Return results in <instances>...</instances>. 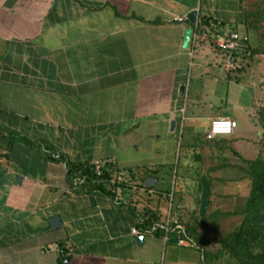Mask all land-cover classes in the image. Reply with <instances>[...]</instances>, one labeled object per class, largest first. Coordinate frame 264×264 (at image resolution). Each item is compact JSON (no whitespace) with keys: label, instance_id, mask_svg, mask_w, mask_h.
<instances>
[{"label":"crops","instance_id":"1","mask_svg":"<svg viewBox=\"0 0 264 264\" xmlns=\"http://www.w3.org/2000/svg\"><path fill=\"white\" fill-rule=\"evenodd\" d=\"M245 2L0 0V264H198L179 199L187 180L163 216L161 201L171 198L163 170L181 158L188 177L204 147L222 148L205 134L211 120L226 118L225 107L202 112L223 101L210 86L239 81L232 66L240 59L214 42L230 33L246 40ZM205 119L200 142L193 133ZM87 162L96 176L106 169L112 196L89 193L79 177L68 183L67 163ZM55 216L61 226L52 229Z\"/></svg>","mask_w":264,"mask_h":264},{"label":"rangeland","instance_id":"2","mask_svg":"<svg viewBox=\"0 0 264 264\" xmlns=\"http://www.w3.org/2000/svg\"><path fill=\"white\" fill-rule=\"evenodd\" d=\"M246 1H249V3L245 2L248 14H259L264 10V0ZM250 19L254 18L250 17ZM256 25V36H258L259 40L258 47L261 51H264V19L257 20ZM240 34L243 38V35L246 34L245 29H240ZM232 67L235 70L232 72L238 75L239 81L227 82V77H223L220 74V77L223 78L219 80H224L226 83L222 84L221 82L217 86H210L208 89L210 97L216 98L211 94L214 88H217L219 90V97L223 101L214 102L215 105L213 106L207 103L202 114L204 115L207 112L211 114L212 111L216 112L218 109L216 106L225 107L224 109L226 110L223 115L228 119L237 121L238 126L235 134L221 137L227 139L220 151L218 150L219 152L217 149L211 151V148L207 149L204 147L200 151L201 158H193L192 162H189L191 167H186V173H190L188 177H181V158L178 165L176 164L171 166L170 169L163 170L164 173L167 172L169 177V187L167 186V190H169V195H171V198H164L161 201L163 216L170 210L174 211L175 200L172 194L176 198L180 190V184L184 182L183 180H187L185 182L186 188L183 189L179 199L182 203V213L192 219L188 227V235L192 239L193 249L198 250V264H234V261L227 255L221 256L219 254L218 246L223 238L238 229L242 223V210L245 207V199L250 190V180L244 173L249 168L246 162L248 160L249 162L254 161L258 157L264 159V52L255 55L250 61H243ZM214 81V78H211L207 82L212 83ZM261 112L263 115L260 116ZM208 122V119L203 120L202 124H200L203 126H198L196 133H193L200 142H203V135L206 130L204 126ZM187 125L188 123L185 122L183 127L184 133L181 134L180 140H178L179 145L182 144L181 154L184 152L182 149L186 136L190 135L191 128L188 130ZM196 127L193 126L192 128L195 129ZM195 152L196 149L194 154ZM50 153L53 154L51 151ZM200 173L207 174L210 182L209 209L203 218L199 217L196 205L193 209L189 207L192 202L191 197L193 193L194 196L196 195L194 197L196 202H194L197 203L199 199L200 187L198 184L200 183ZM194 174H196L197 178L195 180L196 189L194 188L193 190L190 184L192 183ZM172 199L174 200L173 203ZM214 213L218 214L211 217ZM200 234H203L204 239L202 243L204 245L197 243L196 239H198ZM198 248H201V250L199 251ZM211 250L212 252H210ZM208 252L216 257L208 259L210 258L207 256L209 255ZM200 256H203L201 261L199 260Z\"/></svg>","mask_w":264,"mask_h":264},{"label":"trees","instance_id":"3","mask_svg":"<svg viewBox=\"0 0 264 264\" xmlns=\"http://www.w3.org/2000/svg\"><path fill=\"white\" fill-rule=\"evenodd\" d=\"M263 13L264 10L259 14H248L247 12L244 14L243 25L246 31V41L243 42L241 40L239 42V46L233 52L231 58H239L240 63H242L243 61H250L255 55L264 52L258 47L259 40L258 36H256V23L257 20L264 19V17L262 18ZM250 17L254 19H250ZM199 25L200 27L205 26L204 23ZM261 115H263L262 112L260 113ZM17 139H21L28 144L30 143L27 138L20 135ZM214 140V144L216 145L225 144L224 140ZM208 142L211 143L213 141ZM47 160L52 162L59 161L51 155H47ZM246 163L249 165V168L244 173L250 180V190L245 199V207L242 210V223L238 229L221 240L218 246V252L221 256L227 255L234 261V264H264V159L258 157L256 160L250 162L248 160ZM203 175L208 177L207 174ZM75 177L84 180L82 187H87L89 193L100 191L101 193L112 196L111 192L107 191L102 183V181H109L110 178L104 167L101 169V176H96L92 163H67L66 180L72 185ZM77 187L79 191L82 190L80 185H77ZM217 214L214 213L211 217ZM186 232L188 235V229ZM210 252H208L210 256L207 255L210 257L208 259L215 258L216 256Z\"/></svg>","mask_w":264,"mask_h":264},{"label":"built area","instance_id":"4","mask_svg":"<svg viewBox=\"0 0 264 264\" xmlns=\"http://www.w3.org/2000/svg\"><path fill=\"white\" fill-rule=\"evenodd\" d=\"M176 21L183 22L185 17H179ZM215 46L221 51H234L238 46V35L232 33L230 35L219 36L215 40ZM237 121L228 118H217L210 121L208 130L205 134L207 141H213L216 138L224 136H232L237 130ZM97 164H95L96 166ZM96 172L99 174V167H96ZM135 233V231L133 230Z\"/></svg>","mask_w":264,"mask_h":264},{"label":"water","instance_id":"5","mask_svg":"<svg viewBox=\"0 0 264 264\" xmlns=\"http://www.w3.org/2000/svg\"><path fill=\"white\" fill-rule=\"evenodd\" d=\"M195 16H196L195 12H190L187 16L188 21L190 23H194ZM191 35H192V29L186 28L184 31L183 42H182V48L183 49H188L190 39H191ZM245 41L246 40L244 39L243 42H245ZM174 124H175L174 121H172L170 123V130L173 129ZM19 181H20V178L17 179V183ZM153 181L154 180H152V179L145 180L143 183V187L149 188L150 185L153 183ZM200 188H201V191H200V198H199L198 215L200 218H202L207 213L208 208H209L210 183H209L206 176H202L200 178ZM91 200L93 202V198H91ZM50 226L52 229H57L58 227H60L61 226L60 218L58 216L52 217L50 219ZM136 242L138 244H141L142 243V236H138L136 238ZM67 262H68V258H65L60 264H67Z\"/></svg>","mask_w":264,"mask_h":264},{"label":"clouds","instance_id":"6","mask_svg":"<svg viewBox=\"0 0 264 264\" xmlns=\"http://www.w3.org/2000/svg\"><path fill=\"white\" fill-rule=\"evenodd\" d=\"M230 34H232V33H230ZM230 34H226V35H230ZM235 34H237V33H235ZM238 35V34H237ZM241 41V38L239 37V35H238V46H239V42ZM237 46V47H238ZM237 49V48H236ZM236 50H234V51H230L229 53H232V52H235ZM225 52H228V51H225Z\"/></svg>","mask_w":264,"mask_h":264}]
</instances>
